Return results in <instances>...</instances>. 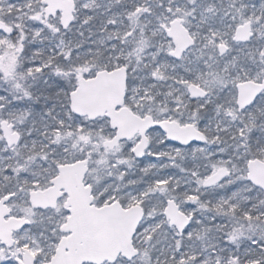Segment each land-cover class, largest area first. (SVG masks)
I'll return each instance as SVG.
<instances>
[{"label":"snow or ice","instance_id":"snow-or-ice-1","mask_svg":"<svg viewBox=\"0 0 264 264\" xmlns=\"http://www.w3.org/2000/svg\"><path fill=\"white\" fill-rule=\"evenodd\" d=\"M0 264H264V0H0Z\"/></svg>","mask_w":264,"mask_h":264}]
</instances>
